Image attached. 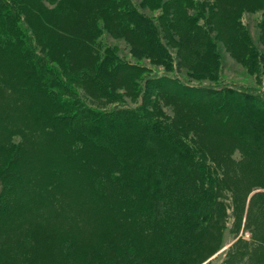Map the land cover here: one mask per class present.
I'll return each mask as SVG.
<instances>
[{"label":"trees","instance_id":"obj_1","mask_svg":"<svg viewBox=\"0 0 264 264\" xmlns=\"http://www.w3.org/2000/svg\"><path fill=\"white\" fill-rule=\"evenodd\" d=\"M181 1L165 0L164 5L171 6L172 13L166 16L170 10L164 8L158 23L138 11L131 0H0V56L8 58L18 78L19 83L12 87L27 92L21 106L14 100L10 105L15 113L22 112L28 121L34 120L35 132L44 136L31 143L25 140L26 130L17 127L22 138L13 140L15 129L7 128L10 118L5 106H0V233L26 242H19V247L12 245L16 252L11 258L4 257L6 249L1 240L0 264L197 262L211 227L220 220L213 217L221 208L217 193L221 191L222 176L217 173L222 174L223 169L217 166L213 173L199 165L198 157L203 155L200 149L192 148L193 136L185 131L186 126L193 130L195 125L203 128L213 119L222 122L231 141L245 150L238 163L246 167L252 184L247 183V190L240 189L241 194L264 188V99L259 94L231 86L190 85L178 79L176 84L173 79L158 76L147 78L148 84L153 83L148 85L149 91L168 90L173 99L185 101V105H201L200 121L197 117L168 116L158 100L149 99L148 90L143 89L136 92L134 106L122 102L100 108L83 101L84 83L91 84L93 93H102L115 102L120 99L112 92L113 80L133 69L150 70L118 58L110 46L90 55L89 63L76 69L64 59L72 45L65 50L61 38L71 42L76 37L70 32L94 34L96 27L89 21L104 16L106 29L130 36L136 54H146L154 65L167 64L168 70L177 74L183 64L181 45L174 44L173 39L178 22L196 19L193 12L204 11V6L210 17H215L219 9L228 11L229 16L238 9L223 0ZM205 25H193L205 31L202 36L208 46L203 55L197 53V59L191 61L199 73L212 63L207 52L215 47L209 34L212 28ZM250 56L258 59V53L256 56L251 52ZM10 94L16 97L14 90ZM234 99L241 101L237 111L228 107ZM42 145L51 159L46 170L34 168L31 162L34 151ZM231 148L217 155L223 165ZM257 195L262 203L260 215L264 216V192ZM78 196L94 207L106 203L99 211L96 209L102 222L94 243L75 253L69 231H64L69 237L65 243L62 234L48 228L42 236L48 242L47 252L37 256L32 254L33 247L25 251L23 247L36 232L34 219L41 214L38 211L42 209V214L49 217L70 214L71 204L66 200ZM259 227L258 223L252 230ZM59 238L61 243L57 244ZM254 239L257 243L256 236ZM260 247L256 261L249 258L248 264H264ZM231 256L228 247L222 264H227Z\"/></svg>","mask_w":264,"mask_h":264},{"label":"rangeland","instance_id":"obj_2","mask_svg":"<svg viewBox=\"0 0 264 264\" xmlns=\"http://www.w3.org/2000/svg\"><path fill=\"white\" fill-rule=\"evenodd\" d=\"M164 1L131 0L132 4L138 8V11L148 18L156 20L158 23H160L159 16L164 11V8L170 10L166 16L172 13L173 8L171 9V6L164 5ZM228 1L231 5L233 4L238 7L236 13H232V16L228 15V11H221L219 9L215 17H210L212 14L210 15L207 6H204V11H199V13L193 12V10L190 11V13L196 14V19H192L190 22L186 20L182 23L178 22V25L174 27L177 31L173 32L174 44L179 43L181 45L180 54L183 58V64L179 67L177 74L168 70L167 64L154 65L146 54H136L134 47L130 43V36L120 34L113 29L111 31L110 29H106L104 22L107 20H104V16L101 19L97 18V21H93V19L89 21L93 24V28L96 27L94 34L92 32L91 34L80 31L70 32L73 37H76L75 39H71V42L62 40L61 38V46L62 48L65 47V50L69 49L72 45L70 52H68L67 57L64 59L75 69L86 64L90 55L96 54V51L110 46L114 49L118 58L137 63L140 66L143 65V67L150 70L140 72L137 69H133L130 72L121 73L117 79L113 80L115 85L112 92L116 95L117 99H120L115 102L112 101V98L104 97L102 93H93L91 84L86 82L81 86V88H85H82L83 90L81 91L83 101L100 108L115 106L122 102L129 106H134L136 92L143 89L148 90L149 99L153 101L158 100L160 108L168 116H176L177 119L186 117L187 119H193L197 117V121H200L199 116H203L201 105L200 107H197V104V106L192 104V107L191 105H185V101L181 102L173 99L169 95L170 92L168 90L158 91L156 89L149 91L150 86L148 85H152L153 83L148 84L147 78L158 76L168 77L170 80L173 79V82L176 84V80L178 79L190 85H223L249 89L264 99V0H223V3H228ZM195 24L196 26L202 24L210 25L212 30L209 34L214 40L213 44L215 45L214 48L211 46L207 52L208 54L210 52L211 58H213L212 63L209 64L207 69L203 68L205 71H201L202 73L196 70L191 61L197 59V53L203 55L202 53L207 51L208 46L202 36L205 31L193 28ZM175 50L173 54L177 58ZM251 52L255 53L256 56L258 53V59L257 57L250 56ZM260 54L263 58L259 56ZM249 57L250 59L248 60ZM14 75L15 71L8 58L0 56V106H5L7 116L10 118L7 128L15 129L12 135V139L15 141L22 138L21 131L20 129H16L17 127H22L26 130L25 140L31 143L33 141H41V138L44 139V136L38 130L35 132L32 127L34 120L32 122L28 121L22 112L15 113L13 111L15 109L11 106L13 104L10 105L14 100L16 105L21 106L22 96L26 97L27 93H23L18 88L14 89L12 87L13 84L19 83L18 78L14 77ZM198 75L202 78H199ZM10 90H14L16 97H12ZM240 102V100L234 99L229 103L228 107L237 111L241 108ZM185 129V131L189 130L188 133L193 136L192 141H190L192 148L194 150L196 148L200 149L203 155H199L200 157H198L199 165L203 164L205 169H211L213 173H215L214 169L217 166L219 167L218 170L223 169L222 174L217 173V176H222L219 182V189L221 191L217 193L221 208L215 214V217H213V219L218 218L220 220L216 221L215 226L211 227L210 236L207 238L202 254L199 257L201 259L194 264H222L224 253L228 247L232 249V256L227 264H240L242 262L248 264L249 258L255 260L256 255H259L258 246H261L260 250L264 254V249L262 250V245L264 244V216L260 215L262 203L260 195L255 196L258 192H264V188H254L249 192L241 194L240 189L247 190L252 184L251 175L246 171V167L238 163L243 159L241 151L245 150L239 149L235 140L231 141L232 137L222 122L213 119L203 128L202 125L197 124L193 130L192 127L188 128L187 126ZM262 137L260 136V138ZM248 139L251 140L252 138L248 137ZM230 145H232V148L228 152L226 164L223 165L222 160L218 159L217 155ZM40 149L34 151V158H31V162L34 164V168L41 167L46 170L48 169V162L51 161L48 156L49 151L47 147L43 148V145ZM216 159L219 160L217 165ZM214 175L212 174L214 178L213 184L215 185L216 179ZM57 179L62 178L58 177ZM46 183L51 185L50 183L52 182L47 180ZM247 183H250L249 186ZM55 186L58 187V182ZM51 189L53 190L54 187H51ZM66 201L71 204L70 214L67 212L64 215L57 216L54 214L53 217H49L42 214V209L38 211L41 214L34 219L37 222L36 232L30 237V243H27L23 247L25 251L33 247L35 252L32 254L43 256L47 252L48 242L46 239H42V236L48 231V228L62 234L65 243L69 241V237L64 231H69L73 235L71 248L75 253H80L90 243H94L93 241L95 240L93 239L98 235L97 229L100 228L102 222L98 211L106 203L100 205L99 207L101 208L94 207L88 200L79 199V196L78 199H72V201L67 199ZM258 223L260 225L259 229L253 231L252 227H258ZM255 236L257 243L254 239ZM260 238L262 239L261 242L259 241ZM60 239L57 244L61 243ZM1 240L4 241L3 248L6 249L3 251L4 257L11 258L14 257L15 251L14 247L11 249L12 245L16 244L19 247V242L26 243L21 238L15 240L14 237H9L3 233H0V242ZM244 245H246L245 248ZM44 246H46V250ZM53 248L56 247L53 246ZM243 249L244 255H242Z\"/></svg>","mask_w":264,"mask_h":264}]
</instances>
